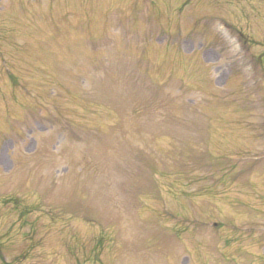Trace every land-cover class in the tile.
I'll return each mask as SVG.
<instances>
[{
  "label": "rangeland",
  "instance_id": "374dc122",
  "mask_svg": "<svg viewBox=\"0 0 264 264\" xmlns=\"http://www.w3.org/2000/svg\"><path fill=\"white\" fill-rule=\"evenodd\" d=\"M0 264H264V0H0Z\"/></svg>",
  "mask_w": 264,
  "mask_h": 264
}]
</instances>
